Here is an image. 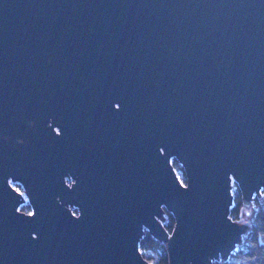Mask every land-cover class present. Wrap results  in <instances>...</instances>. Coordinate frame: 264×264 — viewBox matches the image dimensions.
I'll list each match as a JSON object with an SVG mask.
<instances>
[{"label": "water", "instance_id": "water-1", "mask_svg": "<svg viewBox=\"0 0 264 264\" xmlns=\"http://www.w3.org/2000/svg\"><path fill=\"white\" fill-rule=\"evenodd\" d=\"M233 183L249 214L264 0H0V264L226 261Z\"/></svg>", "mask_w": 264, "mask_h": 264}, {"label": "trees", "instance_id": "trees-1", "mask_svg": "<svg viewBox=\"0 0 264 264\" xmlns=\"http://www.w3.org/2000/svg\"><path fill=\"white\" fill-rule=\"evenodd\" d=\"M172 163L175 169L179 171L180 178L184 180L182 167L176 160H173ZM233 195V204L229 214L233 219L239 220L242 209L245 213V208L242 205L238 188ZM252 205L254 210L251 212L250 209V213L245 214L251 216L249 219L250 227L243 235L241 242L226 261L215 260L213 264H264V194L262 198L255 196ZM165 218L164 226L170 231L173 226V217L169 212H166ZM139 249L152 264H168L164 243L153 238L148 232H145L139 241Z\"/></svg>", "mask_w": 264, "mask_h": 264}, {"label": "flooded vegetation", "instance_id": "flooded-vegetation-1", "mask_svg": "<svg viewBox=\"0 0 264 264\" xmlns=\"http://www.w3.org/2000/svg\"><path fill=\"white\" fill-rule=\"evenodd\" d=\"M9 184L17 191H19L23 197V202L19 204V206L17 207L18 210H22L24 212H30L31 207L28 203V199L24 193L23 187L21 186V184L17 181H11L10 178L8 179ZM73 211L76 212V209L73 208ZM166 214V213H165ZM144 235V234H143ZM163 243V242H162ZM165 245V244H164ZM150 262V261H149ZM151 263V262H150ZM152 264V263H151Z\"/></svg>", "mask_w": 264, "mask_h": 264}, {"label": "rangeland", "instance_id": "rangeland-1", "mask_svg": "<svg viewBox=\"0 0 264 264\" xmlns=\"http://www.w3.org/2000/svg\"><path fill=\"white\" fill-rule=\"evenodd\" d=\"M176 171H177V170H176ZM177 173H178V175L180 176L179 171H177ZM236 189H237V186H236L235 183H233V185H232V192H233V194L235 193ZM263 194H264V188H263L262 191H261V198H262ZM253 210H254L253 205H251V212H252ZM250 217H251V216H246L245 213H244V209H242L241 217H240L239 220H242V219H245V218H246V219H250Z\"/></svg>", "mask_w": 264, "mask_h": 264}]
</instances>
